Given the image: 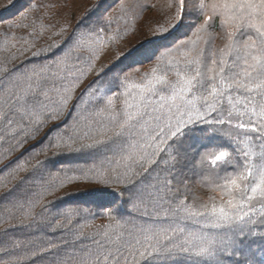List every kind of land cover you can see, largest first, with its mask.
<instances>
[{
  "label": "snow or ice",
  "instance_id": "obj_1",
  "mask_svg": "<svg viewBox=\"0 0 264 264\" xmlns=\"http://www.w3.org/2000/svg\"><path fill=\"white\" fill-rule=\"evenodd\" d=\"M39 7L55 6L27 0L0 23L27 27L18 21ZM167 10V26L99 68L111 15L36 51L54 27L42 20L0 40V220L25 230L0 264L45 253L52 264H264V0H169ZM29 51L44 59L14 63ZM189 173L220 199L189 200ZM73 184L87 187L47 199Z\"/></svg>",
  "mask_w": 264,
  "mask_h": 264
},
{
  "label": "trees",
  "instance_id": "obj_2",
  "mask_svg": "<svg viewBox=\"0 0 264 264\" xmlns=\"http://www.w3.org/2000/svg\"><path fill=\"white\" fill-rule=\"evenodd\" d=\"M5 2L6 0H0V4H4ZM33 2L38 5H54L55 7H39L29 13L26 19L18 21L27 27L14 29L9 28L6 23H0V40L4 38L5 33L11 32L15 33L17 36H27V34L33 30V27L39 31V25L42 20L45 25H52L54 27H50L48 31L44 32L42 36L36 39V46L31 50L36 51L40 48H46L48 45L59 42L64 37H67L80 21H82L81 28L83 29L85 26L92 25L100 16L111 15L113 17L111 26H105L106 31L101 34L106 43L100 53L101 58L96 63L97 68L109 61L116 47L120 50H125L133 45H137V43L145 37H149V35L152 36V29L161 25L167 26L168 23V18L162 19L160 17H154L148 21V13L153 11L154 8L156 9L158 6L162 5L163 10H165V4H168L169 0H125L124 12L119 10L118 0H33ZM139 5H154V7H140ZM26 6L27 0H15L13 6L0 8V21L15 19L19 11H22ZM135 7L136 9H134ZM155 18H157L156 21ZM34 21L35 24L33 23ZM150 23L154 25L155 28H151ZM218 23L217 21V25ZM61 27H66L67 29V31L63 33V36L54 35L53 33L58 32ZM212 31L217 34L215 46L217 48L222 47L224 40L221 39L220 28L217 26ZM117 32H119L121 39L116 40L114 43L108 42V37L115 35ZM170 39L171 38H169V40H160L159 43L154 44V50L159 48L162 43H169ZM31 51L25 53L23 56H18L14 63L20 65L23 62L27 65L44 59L43 55L40 57H32ZM3 55V53H0V59H2ZM84 55H87V53H84ZM157 55H159V51H157ZM153 62L152 60H145L143 64L135 65L134 67L139 68L142 73L148 71ZM92 78V75H89L85 83ZM0 167H3V165H0ZM195 171L198 173L199 169ZM3 179V176H0V182H2ZM188 184L190 189V191L187 192L189 200L196 197L197 200L207 201L209 196H215L217 200L220 199V193L218 191L213 192L210 187L202 183L201 176L199 175L189 173ZM9 187H11V185H9ZM84 187H87V185L73 184L47 199L54 200L56 196H63L66 191L75 192ZM6 192V188L0 187V201H3ZM37 211H39V209H37ZM91 223L98 226L106 223V221L103 217L97 216ZM19 224V219H12L8 222L0 220V248L10 245L13 238H25V230L21 228ZM11 225H16V227H12ZM5 231H7V235L4 234ZM92 231L93 228H86L84 230L85 239L82 241L83 244L91 245V240L87 239V237ZM68 250L71 251V249ZM0 259L8 260L9 257L4 252L0 251ZM26 264H52V256L45 253L42 256L35 257L34 260L27 261Z\"/></svg>",
  "mask_w": 264,
  "mask_h": 264
},
{
  "label": "rangeland",
  "instance_id": "obj_3",
  "mask_svg": "<svg viewBox=\"0 0 264 264\" xmlns=\"http://www.w3.org/2000/svg\"><path fill=\"white\" fill-rule=\"evenodd\" d=\"M137 8H138V4H137ZM134 9H136V7ZM162 11H164V12H162ZM148 15H149L148 21H150V19L154 18V17H160L162 19H166V18H168L171 15V12L167 10V4H165V10H163V5L162 6H158L156 9L154 8L153 11H150L148 13ZM156 19L157 18H155V21H156ZM150 27L151 28H155L154 25H152L151 23H150ZM149 37H150V35H149Z\"/></svg>",
  "mask_w": 264,
  "mask_h": 264
}]
</instances>
